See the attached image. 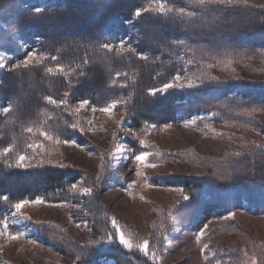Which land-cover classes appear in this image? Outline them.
I'll use <instances>...</instances> for the list:
<instances>
[{"label": "trees", "instance_id": "16d2710c", "mask_svg": "<svg viewBox=\"0 0 264 264\" xmlns=\"http://www.w3.org/2000/svg\"><path fill=\"white\" fill-rule=\"evenodd\" d=\"M120 43L125 49L114 52ZM29 51L36 57L25 65ZM105 107L120 119L114 145L92 146L101 154L92 172L67 161L62 146L89 144V109ZM171 122L227 131L237 145L209 156L194 146L146 144L153 127ZM125 130L132 137L119 140ZM255 133L264 136V0H0V231L16 203L76 205L86 230L80 242L57 221H29L51 264H160L175 228L194 227L212 209L264 215V147ZM117 142L147 153L151 164L202 172L148 178L182 195L177 203L153 202L144 233L118 219L104 198L112 184L122 185L113 171ZM121 233L131 247L120 243ZM220 236L239 246L218 248L206 264H264V241L235 221L199 244ZM0 264L12 263L0 252Z\"/></svg>", "mask_w": 264, "mask_h": 264}, {"label": "rangeland", "instance_id": "374dc122", "mask_svg": "<svg viewBox=\"0 0 264 264\" xmlns=\"http://www.w3.org/2000/svg\"><path fill=\"white\" fill-rule=\"evenodd\" d=\"M122 44L124 50L125 45ZM120 45L121 43L114 46L113 51H121ZM30 52L33 53V51L28 53ZM89 112L94 114L89 125L90 129L86 132L89 144L84 146L65 144L62 146V151L67 161L96 172L101 161V154L92 149V146L107 149L114 145L112 133L117 129L120 116L113 110L106 113L90 108ZM129 136L132 137L131 133L125 130L119 140ZM253 139L264 147L263 135L255 133ZM236 142V137L232 133L224 130L203 133L194 127L193 122L185 125L174 122L157 125L152 128L146 138L147 145L155 144L162 150L175 151L194 146L201 154L209 156L218 155L225 148H234L237 145ZM137 155L141 154H137L126 143L117 142L115 144L113 171L114 176L121 181L122 185L112 184L104 192V198L118 219L127 225L135 226L139 232L144 233L146 222L151 217L152 203L158 202L164 205L170 202L177 203L182 195L181 190L152 185L148 178L170 172L185 175H198L202 172L186 165L151 164L148 154L146 159L140 162L135 159ZM80 214L81 210L76 205L25 203L18 212L7 217L0 231L2 256L12 264H51L53 257L44 244L33 235L32 228L28 227L29 221H57L68 228L75 240L80 242L86 231L85 226L76 222ZM232 221L250 232L255 239L264 241V215L255 213L246 207H236L224 214L212 209L194 227L175 228L167 244L168 251L159 263L206 264V261L214 256L215 250L220 247L235 250L239 243L226 236L217 237L206 247H201L199 244L201 238L212 229L223 227ZM11 225L21 226L22 234L20 236L11 235L9 232ZM104 264L113 263L106 261Z\"/></svg>", "mask_w": 264, "mask_h": 264}, {"label": "snow or ice", "instance_id": "6c2138e0", "mask_svg": "<svg viewBox=\"0 0 264 264\" xmlns=\"http://www.w3.org/2000/svg\"><path fill=\"white\" fill-rule=\"evenodd\" d=\"M199 2H200V3H204V0H199ZM213 2H214V0H213ZM35 11H36L37 13H39V12L41 11V9L37 8ZM180 11H183V10L181 9ZM136 15H137V16H140V15H141L140 11H137V12H136ZM103 47H105V48H109V45H103ZM120 49H121V51L123 50V44H122V43H121V45H120ZM109 50H111V49H109ZM35 57H36V54H35V53H32V52L28 53V54H27V59L24 61L25 65L30 64L31 61H32ZM48 71L51 72L52 69H48ZM171 87H172L171 84H165V85H164V89H168V88H171ZM47 99H49V102H50V103H56V101L51 100V98H47ZM85 104H87V101H84V102L81 104V107H83ZM112 107H115V105H113ZM111 110H112V109H111V108H108V107H105V108L101 109V111L106 112V113L111 112ZM3 111H4V112H9L10 109L5 108V109H3ZM28 131H31V129H28ZM44 135L47 137V134H46V133H45ZM4 151H5V152H9V151H11V149L6 148ZM146 157H147V153H143V154H141V155H137V156L135 157V159H136L137 161L143 162V161L146 159ZM25 159H26L25 156H19V161L22 162V161L25 160ZM185 199H187V197H185ZM34 202L37 203V204L43 203V201L40 200V199H37V200H35ZM25 203H28V201H23V202H21V203H16V204L14 205V207H15V209H16L17 211H19V210L23 207V205H24ZM5 227H7V225H5ZM201 235H202V233H201ZM13 238H15V237H13ZM197 238L199 239V237H197ZM119 240H120V243L123 244V245H126V246H128V247H131V246H132V245L130 244V242H129L127 239H125V237H124V235H123L122 233H121L120 236H119ZM147 247H148V241H144L143 248L146 250Z\"/></svg>", "mask_w": 264, "mask_h": 264}]
</instances>
